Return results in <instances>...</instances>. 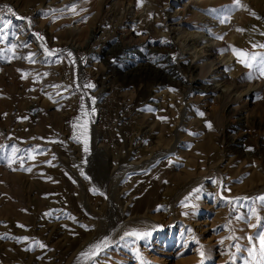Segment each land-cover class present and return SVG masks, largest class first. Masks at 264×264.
<instances>
[{
    "label": "rangeland",
    "instance_id": "374dc122",
    "mask_svg": "<svg viewBox=\"0 0 264 264\" xmlns=\"http://www.w3.org/2000/svg\"><path fill=\"white\" fill-rule=\"evenodd\" d=\"M149 1L137 3L135 11L144 14ZM38 2L0 0L16 13H0V157H6L0 159V264H253L248 238L264 231V206L256 200L264 196V77L238 63L229 46L240 49L243 35L246 51L264 53L252 47L264 44V0H156L153 31L136 35L124 32L127 15L120 6L105 7L91 21L97 38H110L97 52L92 39L83 44L85 36L71 33L86 25L78 8L68 10L75 4L54 0L38 10ZM193 5L203 9L205 19L201 24L184 15L189 32L222 35L216 43L222 47L211 58L229 56L238 90L214 80L206 88L216 92L188 89L181 72L185 78L213 79L211 59L195 63L193 72H186L183 62L169 70L160 61L143 65L129 56L132 50L151 53L140 48L115 59L122 42L135 44L147 34L163 40L161 13L167 7L192 11ZM226 6H232L227 23L219 22L223 14L218 18L208 11ZM25 19L40 46L32 44L14 58L16 30ZM179 37L155 43L156 52L181 61ZM189 47L184 58L191 61L195 49ZM45 48L56 54L47 55ZM30 55L34 62L25 58ZM111 60L115 63L107 64ZM88 83L94 87H85ZM85 124L87 135L80 140L86 139L87 152L73 139ZM13 147L19 151L13 153ZM17 157L31 171L21 170ZM257 216L262 223L253 228ZM132 230L141 238L125 236ZM22 237L29 239H15ZM101 241L107 246L98 255H80Z\"/></svg>",
    "mask_w": 264,
    "mask_h": 264
},
{
    "label": "bare ground",
    "instance_id": "6f19581e",
    "mask_svg": "<svg viewBox=\"0 0 264 264\" xmlns=\"http://www.w3.org/2000/svg\"><path fill=\"white\" fill-rule=\"evenodd\" d=\"M61 2V5H65V4H75V7L79 9V11H77L79 14L80 13H83V18L84 19L83 21H85L86 25H77L75 27L74 30L71 31L72 34H75V35H79V36H85V40L83 41L84 43L83 44H91V43H87V39H92L93 42H92V46L94 47H97L96 51L94 52H97V51H102V49H104L108 44H109V41H110V38L105 36L104 34L102 35H99V37L97 38V35L100 33L96 32L95 29H93V26L91 25V21H94L96 19V17L100 14V13H103L104 11H107L108 9H106L105 7H109V6H120L121 8V13L123 12L125 14L126 17L123 22V27H125L126 29L124 30L125 33H128V34H131V32H136V33H142V32H150V31H153V28L155 27L154 24L157 23L158 21L156 20V0H151L149 1L147 4L149 5L150 4V7H147V8H143L144 6H147V5H144L142 7V10H145V13L142 14V13H139L137 10L135 11L136 9V4L137 3H140L142 2L143 0H81L80 2L78 0H57V2ZM79 2L78 4H76V2ZM54 0H39L38 4V10L39 9H42L43 7V4L45 6H49L51 3H53ZM47 3V4H46ZM146 3V1H145ZM144 3V4H145ZM59 5V4H58ZM167 5V4H166ZM195 5V4H194ZM193 7H190L192 11L188 10L185 8V6L183 7L182 10H179V11H173L170 6L167 7V9L162 12L161 10V19H162V23H163V26L166 27V31H167V35H165V38H163V40L157 38L156 36L155 37H147V34L145 38L141 39L139 42L135 43V44H131V43H121V45L119 46L118 48V52H117V49L114 53V56H115V59H120L119 57L122 56V52L126 51V50H130V49H134V48H140L142 50H148V52L150 51L151 53L148 54V55H145V56H140L137 53H134L133 50L132 52L129 51L130 53V57H134V59H137L138 61H141L143 62V65H147L149 62H153V61H160V64L162 65V67L164 69H171V68H178L179 67V62H183V65H185V70L186 72H193L194 70L197 69V66L195 63L199 62V61H205V60H210V66L211 68H213V71H212V74L215 75L216 77L215 78H210L209 76L208 77H204V78H196L195 76H190L188 78H185L183 75L184 73L181 72L183 75L181 76L180 74V77L183 79V81H185L188 86H189V90H191L192 88H194V86H198V87H203L202 89L203 90H206L210 93H213V92H216V90H218V88H206L208 85V83L211 82V80H214V82L216 83H222L223 85H228V89L230 88V86L233 87V89L235 90H238L239 86H238V82L235 80V75H236V71L233 70V68H235L236 65H234V67H230L229 65H227V61L229 59V56H222L221 59L217 62L214 61L213 58H211V56H214V53L218 52V48L220 46H217L216 43L219 41V39H217L216 37L217 36H222V35H219L217 33V35L214 37V32L213 31H209V32H206L205 34L203 33H199L198 31L196 32H189V23L188 21L184 20L183 17L184 15H192L193 18H196L197 21L201 22V24H203L202 21H204L205 18L204 17V14L205 13H202L203 12V9L201 7H196L194 6ZM41 7V8H40ZM54 8V7H53ZM111 8V7H110ZM141 8V7H140ZM162 9V8H161ZM170 9V10H169ZM169 10V12H168ZM138 12V14H137ZM132 13V14H131ZM160 13V12H159ZM114 14V13H113ZM160 14V15H161ZM90 15H93V19L92 16L90 17ZM82 16V15H81ZM80 16V17H81ZM118 16V15H117ZM85 17V18H84ZM100 17H101V14H100ZM64 18V17H63ZM158 18V17H157ZM207 18V17H206ZM65 19V18H64ZM142 19H145L147 22H146V26H142L140 27L141 25H137L135 26L134 23H135V20L138 21V22H141ZM209 19V18H208ZM63 20V19H62ZM80 20V19H79ZM82 21V20H81ZM82 21V23H83ZM102 21V20H101ZM121 22V23H122ZM210 22V21H209ZM220 22V21H219ZM81 23V22H80ZM137 23V22H136ZM145 23V22H144ZM206 24H208V22H206ZM217 24V23H216ZM31 21L29 19H25L23 24H21V26L17 27V30H16V43L13 44V47H12V54H11V57H20L18 56L20 51L23 50H26V48L30 47L32 44H35V49L36 47H39L40 46V41H38V38L37 37H34L33 36V31L31 30ZM99 26V25H98ZM192 26V25H191ZM71 27V26H70ZM102 28V26H100ZM99 27V28H100ZM203 27V26H202ZM92 28L93 31L91 32L89 29ZM119 28V27H118ZM222 28V27H221ZM220 28V29H221ZM121 31V30H120ZM157 31V30H156ZM160 31V30H159ZM158 31V32H159ZM202 31V30H201ZM208 31V30H207ZM104 32V31H103ZM119 32V31H117ZM116 32V33H117ZM170 32V33H169ZM105 33V32H104ZM111 33V32H109ZM113 33V32H112ZM161 33V32H160ZM115 34V33H114ZM132 34V35H133ZM146 34V33H145ZM121 35V34H120ZM125 35V34H124ZM136 35V34H134ZM178 36L180 35V39H178V42H176L178 44V47L181 49V57L182 60L181 61H178V60H172V59H169L168 57L166 58L165 55L161 54L162 52H156V48H157V44H163L164 42L168 43L169 42V37L171 36ZM140 36V35H139ZM164 36V35H163ZM246 36V35H245ZM70 37V36H69ZM134 37V36H133ZM132 37V38H133ZM143 37V36H142ZM116 38V37H115ZM125 39V37H124ZM124 39L122 41H124ZM173 39V38H172ZM127 40V38L125 39ZM139 40V39H138ZM137 40V41H138ZM177 40V39H176ZM243 35L242 37L240 36L238 38V46L241 50H246V47L243 45ZM119 41V40H118ZM129 42V40H127ZM174 41V40H173ZM68 42V41H67ZM120 42V41H119ZM171 42V41H170ZM243 42V43H242ZM157 43V44H155ZM165 43V44H166ZM187 43H190V45L196 50L198 48V50H194L193 51V54L191 56L192 60L190 61V59H185L184 56H186V52H188L189 50V46H187ZM242 43V44H241ZM75 44V43H74ZM113 44V43H112ZM172 44V43H171ZM174 44V43H173ZM26 45V46H25ZM37 45V46H36ZM78 46H81L80 44L78 45L77 44V47ZM117 46V47H118ZM114 47V46H113ZM111 47V48H113ZM189 47V48H188ZM34 49V50H35ZM38 49V48H37ZM88 49H91V48H88ZM114 49V48H113ZM112 49V50H113ZM40 50V49H39ZM111 50V49H110ZM136 50V49H135ZM109 51V50H108ZM114 51V50H113ZM112 51V53H113ZM139 51V50H138ZM35 52V51H34ZM37 52V51H36ZM91 52H92V49H91ZM93 52V53H94ZM117 52V53H116ZM136 52V51H135ZM39 53V52H38ZM111 53V52H110ZM111 53V54H112ZM204 53H208L206 57L203 58L204 56ZM21 54V53H20ZM105 54V53H104ZM191 54V53H190ZM139 55V56H138ZM225 55V54H224ZM228 55V54H227ZM40 56V55H39ZM219 56V54H218ZM113 57V56H112ZM231 57V56H230ZM198 58L194 63H193V60ZM200 58V59H199ZM111 59V57H110ZM185 59V60H184ZM231 59V58H230ZM216 60V59H215ZM19 61V60H18ZM214 61V62H213ZM16 62V61H15ZM115 63V60L114 61H108L107 64H113ZM36 65V64H35ZM127 66H130L131 64L130 63H127L126 64ZM142 65V66H143ZM159 65V67L161 66ZM181 65V64H180ZM233 65V64H232ZM109 66V65H108ZM138 66V65H137ZM114 67V66H113ZM183 66H180V69L182 68ZM112 69V68H111ZM118 70V69H117ZM151 70V69H150ZM178 70V69H177ZM154 71V70H153ZM158 72V70H157ZM180 72V70H179ZM130 73V71H129ZM147 73V72H146ZM156 73V72H155ZM160 73V72H159ZM121 74V73H120ZM127 74V72H126ZM141 74V73H140ZM148 74V73H147ZM157 74V73H156ZM189 74V73H188ZM146 76V75H145ZM151 76V75H150ZM159 77V74L157 75ZM161 76V75H160ZM187 77V76H186ZM160 79V78H159ZM207 80V81H206ZM213 83V81H212ZM210 85V84H209ZM212 85V84H211ZM224 87V86H223ZM145 89V88H144ZM240 89H242V87H240ZM239 89V90H240ZM248 89L247 87L245 88V90ZM47 90V89H46ZM185 90V89H184ZM244 90V92H245ZM242 91V90H241ZM143 92V91H142ZM225 92V91H224ZM203 93V92H202ZM237 93V92H236ZM44 94V93H43ZM147 91L145 90L144 94H142L141 96L143 98H146L147 97ZM219 95V93H217ZM226 94V93H224ZM235 94V93H234ZM185 95V94H184ZM211 95V94H210ZM244 95V94H243ZM45 96V95H44ZM140 96V98H141ZM46 98V96H45ZM142 98V99H143ZM213 98V97H212ZM48 99V97L46 98ZM45 99V102L43 103L44 105L46 104V101ZM53 99H56L55 97ZM35 100V99H34ZM55 102V100H53ZM52 101V103H54ZM241 101V100H240ZM244 101V100H243ZM41 102V101H40ZM143 102V101H142ZM146 102V101H145ZM51 103V104H52ZM243 103V102H242ZM240 104V106L243 104ZM50 104V102L48 103ZM35 105V104H34ZM42 105V104H41ZM54 105V104H53ZM47 106V104L45 105ZM56 106V104H55ZM239 106V105H238ZM51 106H49L50 108ZM46 108V107H45ZM48 108V107H47ZM52 108V107H51ZM242 110V109H241ZM232 111V109L230 110ZM236 111V110H234ZM238 112V111H236ZM13 137V136H12Z\"/></svg>",
    "mask_w": 264,
    "mask_h": 264
},
{
    "label": "snow or ice",
    "instance_id": "6c2138e0",
    "mask_svg": "<svg viewBox=\"0 0 264 264\" xmlns=\"http://www.w3.org/2000/svg\"><path fill=\"white\" fill-rule=\"evenodd\" d=\"M240 7H244L246 8V6L240 5ZM6 10V12L8 14L11 15H16V13L14 12L13 8L7 4L4 5H0V13H3ZM69 11H72L75 13V5H72L68 8ZM209 12H213L217 14V17L219 18L221 16V14H223L224 18L220 19L221 23H227V16L230 15L231 11H232V6H226L223 9H218V10H208ZM254 15V13H253ZM0 19H2V17H0ZM7 26V25H5ZM237 31L243 32L244 29H237ZM262 35H264V33H262ZM37 36L39 37V34H37ZM40 39H43L42 37H39ZM217 39H223L222 36H217ZM26 46V45H25ZM253 48L256 47H260V48H264V44H260V45H256L253 44L252 45ZM229 48L231 49V51L233 52L234 55L237 56V62L241 63L244 67L249 68V69H255L256 71L259 72L261 77H264V53H253V52H248L246 50H241V49H237L235 46L230 45ZM57 50H49L47 48H45V53L49 56L51 55H55ZM227 51V49H221V52ZM6 55V54H5ZM69 56H71V53H68ZM241 57H244L243 59ZM26 59L29 60V62H34L31 59V55L29 57H25ZM19 71V70H18ZM253 78V74L252 72L248 73V79H252ZM85 87L87 88H93L94 85L88 83L85 85ZM94 111V109H93ZM148 111H152V109H148ZM81 113L82 115H87V113L85 112L84 109V105L81 104ZM200 116H203V113H198ZM77 121H79L81 119V117H77L76 118ZM161 119H166V118H161ZM208 127H211V125L209 124ZM76 128V125H74V129ZM189 134H194V133H189ZM87 135V125H83L81 126V131L79 133V135H77L74 131V135H73V139L77 140V142H83L85 147H84V151L87 152L88 148H87V142L86 139L81 141L80 137L83 136L86 138ZM19 149H16L15 147H13V153L18 152ZM6 157H0V159H4ZM17 159L20 160V168L21 170H25V171H31V168H27L24 169V160L23 158L17 157ZM15 161L10 160L8 166L11 168L12 167V163H14ZM49 165H51V162H48ZM16 170V169H13ZM95 191V190H93ZM199 189H195L194 192H198ZM191 195V194H190ZM188 197H185V200H187ZM248 199V198H245ZM256 200L260 201L261 205L264 206V196H259L256 198ZM182 206H186L184 204V201L181 202ZM160 210V207L158 206L157 211ZM252 215L256 216V211L253 208L252 210ZM261 218L259 216H257V224L255 225H250L253 228H259L261 226ZM19 227H25L23 225H18ZM143 235H148V233H144ZM125 236H135L137 239L141 238V234L139 232H137L136 230H132L130 232H126ZM3 238V237H0ZM17 240H28V237H22V238H15ZM121 239H124V237H121ZM250 242H253V246L248 249L249 251V255L253 260V264H264V231H259L256 233L255 237H249L248 238ZM34 243L38 244L40 247H45V245L39 241H35ZM106 247L107 243L106 241H101L95 245L90 246L89 250L82 252L80 255L82 257L88 258L90 259L92 256L94 255H98L99 254V249H101V247ZM201 255H203V253H201Z\"/></svg>",
    "mask_w": 264,
    "mask_h": 264
}]
</instances>
